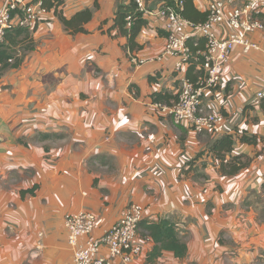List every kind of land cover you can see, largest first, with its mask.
<instances>
[{
  "label": "crops",
  "instance_id": "0c3cea01",
  "mask_svg": "<svg viewBox=\"0 0 264 264\" xmlns=\"http://www.w3.org/2000/svg\"><path fill=\"white\" fill-rule=\"evenodd\" d=\"M213 1L193 0V6L204 13ZM128 2L65 0L66 19L90 10L87 33L68 35L48 11L32 32L34 50L18 69L1 74L0 264H71L63 217L94 213V236H100L129 203L142 205L150 220L170 218L185 235V258L164 252L153 263L258 264L264 259V221L254 199L264 182V114L250 102L264 90V38L260 32L249 36L260 51L235 48L220 85L204 94L207 111L223 110L227 130L242 125L263 139L256 146L236 144L234 153L254 159L248 169L223 177L206 152V135L174 125L152 104L153 93L176 95L188 70L176 71V58L157 61L166 40L163 20L143 19L138 49L131 52L146 61L138 67L123 36L98 30L103 23L107 30L118 6ZM161 4L146 3L149 10ZM259 21L264 30V11ZM215 29L228 36L227 27ZM37 133L65 138L49 148L48 141L34 140ZM33 186V196H20ZM135 244L142 254L133 264H145L153 243L139 234Z\"/></svg>",
  "mask_w": 264,
  "mask_h": 264
},
{
  "label": "built area",
  "instance_id": "2783aa9c",
  "mask_svg": "<svg viewBox=\"0 0 264 264\" xmlns=\"http://www.w3.org/2000/svg\"><path fill=\"white\" fill-rule=\"evenodd\" d=\"M131 1L135 10L125 19L126 29H130L137 17L163 20L166 40L157 61L165 57L176 58L175 69L181 71L189 66L192 59H201L199 69L203 74L195 82L182 78L177 99L172 104L154 106L174 125L186 127L195 134L215 137L226 134V118L219 111L208 112L205 109L204 94L220 83L222 69L236 47L244 53L261 50L258 44L249 39V35L260 32L264 38L263 26L259 21L264 11V0H214L208 5L206 20L199 24L181 16L183 3L180 0H168L153 10L147 8L148 0ZM47 13L40 0H0V43L12 28L34 30ZM215 27H227L228 36H219ZM198 38L203 39V49L196 43ZM189 43H192L191 46ZM127 53L136 67L146 62L133 57L129 51ZM262 98L264 90L256 93L253 101ZM238 130L241 132L242 129ZM145 218L146 213L141 205L129 203L113 225L100 236H94V213L86 210L67 213L63 217V226L72 254L71 264H113L115 260L121 264H133L136 257L142 254V248L135 244V240L138 225Z\"/></svg>",
  "mask_w": 264,
  "mask_h": 264
},
{
  "label": "trees",
  "instance_id": "16d2710c",
  "mask_svg": "<svg viewBox=\"0 0 264 264\" xmlns=\"http://www.w3.org/2000/svg\"><path fill=\"white\" fill-rule=\"evenodd\" d=\"M40 1L42 6L47 11L52 12V14L59 20L68 35L74 36L76 34L87 33L83 26L89 22L91 18L90 10H83L76 13L70 19H66L62 14L65 0ZM159 1H162V3L168 2V0ZM180 1L183 3L181 16L184 19L196 24L203 23L206 20L207 13L196 11L193 6V0ZM134 10V4L131 0H129L127 5L118 6L117 11L114 14L112 24L107 28V30L104 31L102 29L105 23H103L98 28L100 32H106L109 35L113 30H116L118 35L123 36L126 39L124 50L129 51L130 53L138 49L136 37L145 24L142 18L137 17L130 29L125 28V19L129 14H132ZM33 31L34 30L29 31L20 28H12L6 32L3 41L0 43V77L5 70L18 69L21 66L26 54L34 50L35 42L32 36ZM196 43L200 49H203V39L198 38ZM191 44L192 43H189L190 46ZM200 62V58L192 59L188 66L187 75L185 78L191 82H195L197 78L203 74V71L199 69ZM194 70L195 75L191 78L190 72ZM149 80H151V77ZM220 83L209 91L216 90ZM131 87L132 86H130V88ZM176 99L177 94L172 95L168 92H156L151 95L152 104L168 106L175 102ZM253 99L252 102H254ZM252 102H250V106L253 107L254 105H258L259 109L264 114V98L259 99V101L256 103ZM247 108L249 107H245V109ZM220 112L225 117L222 109ZM239 128L242 129L241 132H239ZM208 137L211 138V140L207 145L206 152L211 156L212 166L215 168L216 172L223 177H233L239 172L248 169L254 159L253 157H249L245 154L234 153V147L236 144L256 146L259 141L263 140L256 134H249L243 129L242 125L235 127L230 131L227 130L226 134L216 137L209 135ZM63 138H65V136L58 133H37V135L34 137V140L37 142H46L53 140L57 141ZM199 155H201V153L198 154L197 157ZM189 165H191V163H187V166ZM187 168L190 169V167ZM35 189L36 187L33 186L32 189L21 191L20 196L22 198L26 194L33 196V191H35ZM261 194H264V182L261 185ZM260 205H262V201H260ZM260 213L264 215V206L260 207ZM261 218L262 219L260 220L264 221V216ZM139 234L142 239L151 241L153 243L151 250L145 256L146 263L155 262L157 259L162 257L164 252L172 253L176 259H183L187 256L188 248L185 241V235H179L177 224L170 218L163 217L153 221L146 217L138 225L137 236Z\"/></svg>",
  "mask_w": 264,
  "mask_h": 264
},
{
  "label": "rangeland",
  "instance_id": "374dc122",
  "mask_svg": "<svg viewBox=\"0 0 264 264\" xmlns=\"http://www.w3.org/2000/svg\"><path fill=\"white\" fill-rule=\"evenodd\" d=\"M250 36V35H249ZM237 48V47H236ZM239 48V47H238ZM179 85H180V82H179ZM179 87L180 86H178V90H179ZM259 100H256V101H254L255 103L256 102H258ZM252 102V101H251ZM254 102H252V103H254ZM209 112V111H208ZM186 128V127H185ZM61 134V133H60ZM37 135V134H36ZM180 135H183V134H180ZM207 136H209V135H206V137H203V139L204 140H206V141H210L211 140V138H209V137H207ZM62 140V139H61ZM60 143V140L58 141H55V140H53V141H48V147L49 148H52V147H57L58 146V144ZM200 183V182H199ZM202 183V182H201ZM253 198V197H252ZM254 201H255V204L256 205H258V206H260V207H263L264 206V194H262V195H260V196H258V198H256V199H254ZM260 201H262V205H260ZM142 206V205H141ZM143 207V206H142ZM243 207H245V206H243ZM208 208V207H207ZM206 208V209H207ZM208 210V209H207ZM206 210V211H207ZM258 211V210H257ZM258 213V215H259V217H260V219H262L261 217L262 216H264L263 214H261L260 212H257ZM192 220V219H191ZM191 220H188V222L190 223V221ZM38 228L40 229V232H42L43 231V227H41V226H38ZM17 232H21V235L22 236H24L25 237V234H24V229H21L20 228V231H17ZM44 232V231H43ZM19 235H20V233H19ZM221 238H222V241L224 242V243H226V242H229L230 244H231V240H228L225 236H224V234H222L221 236H220ZM26 238V237H25ZM234 249H235V247H234ZM235 251V250H234ZM227 264H233V263H231V262H227ZM258 264H264V259H263V261H260Z\"/></svg>",
  "mask_w": 264,
  "mask_h": 264
}]
</instances>
